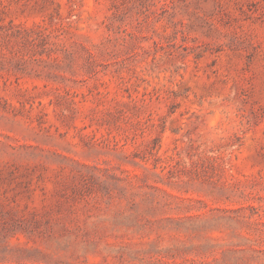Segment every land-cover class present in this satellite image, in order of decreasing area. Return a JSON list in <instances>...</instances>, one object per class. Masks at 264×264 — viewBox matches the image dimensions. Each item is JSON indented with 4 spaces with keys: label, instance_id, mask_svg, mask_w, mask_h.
Segmentation results:
<instances>
[{
    "label": "rangeland",
    "instance_id": "rangeland-1",
    "mask_svg": "<svg viewBox=\"0 0 264 264\" xmlns=\"http://www.w3.org/2000/svg\"><path fill=\"white\" fill-rule=\"evenodd\" d=\"M0 264H264V0H0Z\"/></svg>",
    "mask_w": 264,
    "mask_h": 264
}]
</instances>
